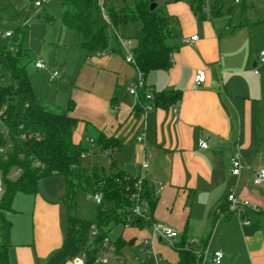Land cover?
I'll return each mask as SVG.
<instances>
[{
	"label": "crops",
	"instance_id": "obj_1",
	"mask_svg": "<svg viewBox=\"0 0 264 264\" xmlns=\"http://www.w3.org/2000/svg\"><path fill=\"white\" fill-rule=\"evenodd\" d=\"M204 5L208 8L206 17L185 1L170 0L162 7L171 16L176 34L171 41L173 62L167 69L150 71L144 80L150 92L181 90V100L168 107H156L147 115L136 107V97L127 86L139 77V71L126 60L118 38L123 36L122 25L113 27L117 46L108 45L103 53L89 56L80 37L61 19L62 45L67 46L68 30L79 43L69 47L67 56L50 65L49 70L37 68V76L30 71L31 81L38 99L54 108H66L70 98L75 101L71 114L78 119L76 143L82 144L84 136L96 140L101 133L121 140V148L111 156L107 154V171L140 175L142 161L150 154L145 173L149 187L159 190L154 217L180 232L178 242H196V248L191 244L192 248L206 253V261L219 250L224 253L219 264H264V185L254 183L256 170L264 167V60L260 58L264 45L257 27L235 23L233 17L215 7L216 3ZM137 30L135 24V34ZM194 34L197 40L183 41ZM55 68L60 70V77L51 81L50 70ZM199 70L207 74L201 85L194 81ZM143 132L146 140L140 141L138 136ZM202 138L207 140V148L200 145ZM87 147L91 149L89 141ZM96 149L105 154L97 144L93 152ZM236 153L242 163L240 175L232 173ZM231 190L261 208L244 210L250 219L248 224L236 213L215 219ZM28 195L35 196L32 222L23 238L20 228L12 232L11 264H46L50 254L64 243V195L59 191L47 194L41 189ZM15 203L16 198L9 219L22 214ZM134 228L145 234L139 239L122 234L126 241L133 240L123 249L136 253L137 247L146 255L141 242L150 238L151 230ZM161 242L166 241L157 238L152 244L160 263L177 262L178 253L173 263L162 256ZM123 259L138 264L124 254ZM140 259L149 262L147 255Z\"/></svg>",
	"mask_w": 264,
	"mask_h": 264
},
{
	"label": "trees",
	"instance_id": "obj_2",
	"mask_svg": "<svg viewBox=\"0 0 264 264\" xmlns=\"http://www.w3.org/2000/svg\"><path fill=\"white\" fill-rule=\"evenodd\" d=\"M59 1L63 6V24L80 37L89 56L107 50L106 25L118 27L132 21L138 26L133 47L134 66L144 76L152 70L171 66L174 53L171 41L176 34L171 16L159 4L151 9V0H136L133 7H111L107 10L110 21L99 25L97 12L101 10L102 0ZM191 4L197 14L207 16L204 0H192ZM220 4L221 0H217L215 7L218 10ZM55 19L53 15L46 17V21L51 23ZM26 35V27L19 26L15 34L12 32V44L0 46V111L8 129L7 134L0 131V146L7 147L6 152H0V172L4 184V191L0 195V264H11L9 249L12 222L8 213L15 211V196L18 193L36 194L39 182L52 175L65 178L63 200L68 206H72L77 188L81 186L87 187L91 193L101 192L103 198L94 220L68 215L63 246L50 254L46 264H65L80 253L87 256L86 264H94L104 237L109 236L114 225L145 229L155 220L158 196L146 181L144 196L150 202L152 219L133 216L127 188L133 186L136 176L128 175L123 170H88L82 166L81 153L88 148L74 141L78 119L71 112L75 101L70 98L68 106L59 109L38 99L29 70V65L34 61L33 52L25 43ZM146 87L139 90L140 102L136 107L140 110L149 91ZM152 94L156 107H168L182 98V92L178 89ZM96 144L105 151L110 150V156L122 146L119 138L108 137L104 133L96 139ZM12 169H16L19 174L15 180L8 177ZM232 213L226 201L224 206L217 209L215 219L228 217ZM93 223L99 229L94 238L90 235ZM131 241L119 236L114 242L116 251L121 253ZM191 244L187 239L176 243L174 248L178 253V261L173 264H197L200 261Z\"/></svg>",
	"mask_w": 264,
	"mask_h": 264
},
{
	"label": "rangeland",
	"instance_id": "obj_3",
	"mask_svg": "<svg viewBox=\"0 0 264 264\" xmlns=\"http://www.w3.org/2000/svg\"><path fill=\"white\" fill-rule=\"evenodd\" d=\"M42 1V6H36L35 0H0V28L4 31L10 30L14 34L16 28L19 26H25L27 29L25 43L31 48L34 58V61L29 65V70L34 76L39 74L34 64L35 58H44L48 66L51 65L52 67L54 63H58L60 61V58H65L67 56L70 50L69 47H76V43H79V41L75 38V34L71 30H68V35L66 37L67 46L64 47L62 45L61 17L63 13V6L59 0ZM135 1L136 0H103L101 5L103 4L106 10H108L111 7H133L135 5ZM168 1L170 0H156V2L159 4V7L161 8H165ZM177 1H185L189 4L192 0ZM216 1L217 0H205L204 2L207 5L212 6L216 3ZM220 7L222 14L233 17V21L235 23L242 21L243 24H250V26L257 27L259 31V41L263 42L264 45V0H221ZM47 15H53L56 20L52 23L47 22ZM97 18L99 25L106 24V20L101 10L97 12ZM105 32L107 34L109 47L117 46L114 28L112 26L106 25ZM120 34L123 35L121 36L123 39L130 41L131 47L136 44L135 24L132 21H128L124 26L122 25V27H120ZM12 42L13 37L0 34V46H9L12 44ZM88 139L89 137L86 136L82 138V145L86 148H88ZM81 164L88 170L104 168L107 171L110 168L109 156L106 153L102 154L97 149L95 152L89 153L85 157H82ZM1 176L2 173L0 172V177ZM18 176L19 174L16 169H12L8 174V177L12 180L17 179ZM39 184L38 191L41 189L43 192H47V194H52L59 191L61 195H64L66 191L65 178L63 176H48L43 178ZM15 198L17 206L22 211V214L11 216V234L14 232V230L20 228V235L23 238L26 235V232L28 235V228L32 222V211L34 208L35 196L24 193L21 195L18 194ZM98 206L99 204L94 199L93 193H91L87 187H78L72 206H68L66 204L64 207V222H66L68 215H75L83 219L94 220ZM46 216L47 215L45 211H43L42 217L46 218ZM18 218L21 219L17 222ZM134 227L123 226L122 224L114 225L109 232V237L112 242L111 247L115 245V240L122 234L126 238H128L130 235H135L137 239L145 234L143 230L139 231ZM21 230L23 231L22 234ZM11 244H14L13 236H11ZM130 244L131 243H127V245ZM159 244L163 247L162 256L167 258L169 262L173 263L175 257L177 256V251L175 248L166 242H161ZM195 245L196 242H193L192 246L194 248H196ZM102 249L103 246L101 245V250ZM104 251L108 254L109 261L107 263H102L96 262L95 260L96 264H130L128 262L122 261L123 254L133 263L135 262L134 258L136 253L142 259L146 258V255L140 252L137 247H134V251L136 253H134L133 250L129 248L123 249L121 253L117 252L116 249L112 250L108 248ZM78 256H80V262H77L75 258H73L70 260L72 264H86L87 256L85 255L82 257V253L78 254ZM148 260L149 263L155 264L153 258L149 257ZM161 264L165 263L161 261ZM207 264L216 263L212 261L211 257L208 259Z\"/></svg>",
	"mask_w": 264,
	"mask_h": 264
},
{
	"label": "built area",
	"instance_id": "obj_4",
	"mask_svg": "<svg viewBox=\"0 0 264 264\" xmlns=\"http://www.w3.org/2000/svg\"><path fill=\"white\" fill-rule=\"evenodd\" d=\"M103 1V0H102ZM101 1V2H102ZM205 1V0H204ZM239 1V0H237ZM36 6H42L43 1L42 0H35ZM206 11H208V8H205ZM101 11L103 12L104 18L106 22L110 21L109 15L107 13L106 8L101 5ZM0 34H3L5 36H11L12 31L7 30L4 31L3 29L0 28ZM119 41L121 43L122 49L124 50L126 60L132 64L135 63V56L133 53V47H131L130 41L123 39L120 35H118ZM198 39V35L194 34L189 37L183 38V41L185 43H191L195 40ZM260 58L264 60V48L260 51ZM35 67L41 70H46L50 69V66L44 61L42 58H37L34 62ZM139 71V70H138ZM60 77V70L55 68L50 70V80L54 81L57 80ZM144 75L141 71H139V77L129 83L127 86L128 91L133 94L136 97L137 103L140 102V97H139V90L140 88L145 86V80H144ZM207 79V74L205 70H199L194 78V81L196 84L201 85L206 82ZM153 94L152 92L148 91L146 93V102L142 105V110L145 115H147L150 111L154 110L156 108L155 104L153 103ZM0 131L3 133L8 132V129L5 127L3 119L1 117V111H0ZM89 143L91 145V149L88 148L87 150L83 151L81 153V157H85L89 153L93 152V147L96 145V140L94 138H89ZM138 140L140 141H145L146 140V132H143L138 136ZM11 145V144H9ZM200 145L204 148L208 147V142L205 138H202L200 140ZM7 147L5 146H0V152H6ZM106 154L110 155L111 152L110 150L105 151ZM149 158L150 154H146L145 158L142 161V173L140 175H137L133 186H129L127 189L130 191V199L132 201V206L130 207V211L132 212L133 216H139L144 218L145 220H151L152 219V213H151V206L149 200L144 196V184L147 181V175L145 173V170L149 167ZM232 173L234 175H240L241 173V168H242V163L240 160V156L238 153L235 154V156L232 158ZM254 183L256 185L263 186L264 185V167H261L256 170L255 172V178H254ZM4 191V184L2 177H0V193H3ZM156 195H158L159 190H155ZM93 197L96 200L98 204L102 202L103 194L101 192H95L93 193ZM227 202H228V207L229 210L238 214L244 224H248L250 222L249 217L245 214L244 210L245 209H251L253 211H261V208L256 205L251 203L247 199L239 198L234 190H231L228 195H227ZM151 224L150 230H151V236L150 238H146L141 242V250L146 253V255L149 257L153 256L155 259V264H161L160 260L161 258L156 255L154 252V249L152 247L153 242L157 238H161V240L166 241L168 244L171 246H175L176 243L178 242V238L180 236V232L174 228L171 227L168 224H165L161 221L158 220H153ZM128 226V225H127ZM99 233V229L95 223L92 224L91 226V237L94 238L97 236ZM111 239L107 235L104 237V240L102 241V246L103 249L100 250V254L96 258V262H102V263H107L109 261V256L108 254L104 251L105 249H112L115 250V245L111 247ZM198 257L200 258V261L197 264H207L206 261V253H201L197 252ZM85 254H82V257H84ZM224 256V253L222 251H215L212 255V261L216 264H219ZM136 261L138 264H151L148 261H143L140 259L139 256L135 257ZM75 260L77 262H80V256H76ZM123 262L125 259L122 260ZM96 264V263H94Z\"/></svg>",
	"mask_w": 264,
	"mask_h": 264
},
{
	"label": "water",
	"instance_id": "obj_5",
	"mask_svg": "<svg viewBox=\"0 0 264 264\" xmlns=\"http://www.w3.org/2000/svg\"><path fill=\"white\" fill-rule=\"evenodd\" d=\"M152 1V3H151V9H154V8H156V6L158 5V3L155 1V0H151ZM150 227H151V224H148V228L150 229ZM161 239V238H160Z\"/></svg>",
	"mask_w": 264,
	"mask_h": 264
}]
</instances>
